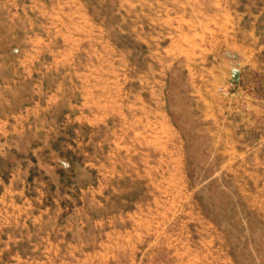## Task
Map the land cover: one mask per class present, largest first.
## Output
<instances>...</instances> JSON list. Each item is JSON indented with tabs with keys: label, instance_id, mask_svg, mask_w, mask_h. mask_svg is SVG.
Instances as JSON below:
<instances>
[{
	"label": "rangeland",
	"instance_id": "374dc122",
	"mask_svg": "<svg viewBox=\"0 0 264 264\" xmlns=\"http://www.w3.org/2000/svg\"><path fill=\"white\" fill-rule=\"evenodd\" d=\"M0 264H264V0H0Z\"/></svg>",
	"mask_w": 264,
	"mask_h": 264
}]
</instances>
